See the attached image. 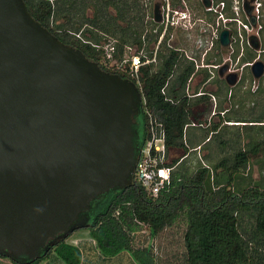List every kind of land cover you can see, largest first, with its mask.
<instances>
[{
    "label": "water",
    "instance_id": "1",
    "mask_svg": "<svg viewBox=\"0 0 264 264\" xmlns=\"http://www.w3.org/2000/svg\"><path fill=\"white\" fill-rule=\"evenodd\" d=\"M254 1L245 0L244 11L255 27ZM154 18L162 22L158 5ZM248 41L260 51L257 37ZM230 42L223 30L221 45ZM251 68L255 78L264 75L261 60ZM227 70L219 75L235 87L239 75ZM141 106L134 82L64 44L24 0H0L1 256L39 259L90 225L100 194L133 184L140 148L132 127Z\"/></svg>",
    "mask_w": 264,
    "mask_h": 264
},
{
    "label": "trees",
    "instance_id": "2",
    "mask_svg": "<svg viewBox=\"0 0 264 264\" xmlns=\"http://www.w3.org/2000/svg\"><path fill=\"white\" fill-rule=\"evenodd\" d=\"M235 1L215 0V3L225 2L227 15L231 16ZM24 2L32 17L64 44L82 51L103 70L136 82L126 72L103 66L100 60L104 57V51L93 45H104L103 34L116 37L118 40L113 56L118 62L123 59L126 46L141 48L145 16L140 8V0ZM176 2L178 0H172V6L176 7ZM242 19L246 21L244 15ZM233 25L235 24H230V30ZM82 30L89 41H82L75 36ZM161 31L162 29L160 33ZM160 33L154 37L155 43ZM167 40L168 36L162 44L164 48L158 51L160 64L157 70L153 65L141 69L146 103L142 104L136 119L139 137L135 139V145L142 148L150 138V113L165 127L169 158L165 164L173 168L171 187L157 198H151L134 180L131 186L100 194L91 202V210L88 212L91 217L90 225L84 229L88 230L97 249L105 258L127 251L138 264H159L152 249L136 247L135 233L145 226L150 235L156 237L182 222L185 226V253L176 264H264V186L240 184L251 160L264 152V140L256 144L250 143L251 147L247 145V149L240 144L237 147V140L227 137V127L219 131L218 135V126L214 124L203 134L202 139L191 137L189 130L195 122L192 120H199L211 109L210 96L207 91H202L201 95L193 94L192 97L185 94L195 67L178 60L179 53L166 48ZM239 51L240 48L234 60L240 57L242 64L254 62L257 58V53L249 47L245 56H239ZM147 52L149 56H153V49H147ZM210 59L211 56L208 57V62ZM173 73L175 77L172 79ZM209 77L210 74L205 71L203 79L206 81ZM220 85L221 91L227 94L233 91L223 80ZM263 119H239L235 121L238 125L231 126H240V123L247 126L250 122L251 126L262 124L260 126L264 127ZM224 122L232 123V120ZM210 132L215 133V138L221 137L223 144H217L218 147L223 150L227 147L233 149L222 157H219L218 150L206 155V163L196 158L197 165L185 168V161L202 146ZM211 142L212 138H209V142L202 149H210ZM172 154L175 155L174 158L170 157ZM117 212L119 215H116ZM53 256L64 264L82 263L81 251L67 243V239L60 241L32 262L1 257L11 260L13 264H44Z\"/></svg>",
    "mask_w": 264,
    "mask_h": 264
},
{
    "label": "rangeland",
    "instance_id": "3",
    "mask_svg": "<svg viewBox=\"0 0 264 264\" xmlns=\"http://www.w3.org/2000/svg\"><path fill=\"white\" fill-rule=\"evenodd\" d=\"M157 1L158 0H140L139 2L140 8L141 10H143V14L145 16L144 17L145 29L143 33V35H146L145 43L143 44V47L140 49H138L136 46H130L132 50L129 51L128 53L129 56H131V53H135V54L140 53L142 49L144 50V54H146L147 56H149V54L147 53V49L151 50L154 48V52L156 51L158 43L155 44L153 39L154 37H157L161 29H162L160 33L161 36L165 31L164 25H160L159 27L153 26L154 24L151 18L152 9H153L152 7ZM159 1L162 4H164L163 7H166L169 2L171 5V8H173L174 10L180 13V15H177L180 18L179 20L180 25L183 23H187L185 22L187 21V19H183L181 17V15L184 12L189 14V19L192 22L194 20L198 22V20L201 19L205 21L206 23L215 24L218 18V14L217 15L214 13L210 14L205 11V8H203L201 0H178V2H176L177 3L176 7L172 6L173 4L172 0H159ZM262 1L264 4V0ZM147 16H149L150 18H148ZM260 24L262 26L261 31L258 32L259 27L256 26L251 34L254 36L258 32L260 39H261L260 40V43H261L260 51H254L255 53H257V58L255 59V61L261 60L264 63V50H263L264 48V17L260 20ZM197 27L198 26L195 25V27H193L194 29L189 30L190 33H188L186 31H183L184 29L170 30V26H169V28L166 31L167 33L166 32L165 33H166V36H168V39H169V33H171L170 38H171V41L176 43L175 46H178L180 48H185L186 54L188 56H193L195 52H198L195 46V42L198 38L197 35H199V33L197 32L198 30L196 29ZM154 30H158V33H155ZM233 30H234V36L236 38V43L234 44L233 49L231 48L228 50L218 49L219 45H218L217 40L215 39L214 47L212 51L210 52L211 54L210 63L212 64H217L218 62L222 63L225 59L232 58V61H233L232 69H234L240 75L239 83L235 87H229L233 89L232 92H229L227 94L223 90L222 91L219 90L220 93L216 94L217 95L216 104H220V102L222 101V106L224 108H227L229 111L226 114L222 113L223 115H220L217 105L215 107V104H214L213 109L205 113L204 115H202L199 118V120H192V121H195L194 122L195 127L192 126L190 128V131L198 132V130H200L201 132H199L198 134L196 133L195 135L196 137L194 136V138H201L204 133L210 130L212 124L216 123L220 132L223 130V128L227 127L226 128L227 137L233 141L237 140L236 142L237 147L239 146L238 144H240L243 148L247 149L246 148L247 145L251 147L250 143L256 144L264 140V127L260 126L262 124H259V126H251L252 124L248 122L247 126H244L246 125L244 123H240L239 124L240 126H231V125H238V124L235 121H232V123L231 122L226 123L223 121L227 119L228 115L232 116L234 120L242 119L246 121H252L254 118L255 119L259 117L264 118V75L261 78H255L253 76V73L248 67H241L243 64L238 62L237 61L238 59L234 60V56L238 53L237 48H240L239 56H241V51L243 52L242 56H245L247 47L249 46L248 45L246 46L247 44L246 39L248 38L247 31L240 29L238 23H235V25H233ZM240 35L242 36V38L240 37ZM75 36H77V38H79L82 41L83 40L89 41L84 36L83 30L75 34ZM109 40L117 41L118 39H116V37L112 35L103 34L102 43H104L105 45ZM210 40L211 39H209V41ZM173 42H171V44H173ZM163 48L164 47L162 46L160 47V49H163ZM166 48H168V40L166 43ZM220 59L222 61H220ZM100 63L103 65V57L100 60ZM204 73L205 71H201V74H198L192 79V81L190 82V87H191L190 90L185 92V94L188 97H192L193 94L198 95L197 93L200 91H208V92L213 91L214 92L215 85L217 87H220L222 85V84L220 85L221 81L219 80L217 73L215 74L216 78H213L207 84H205V80L203 79ZM217 82H219V84ZM221 96L226 97L225 100H223ZM125 121L127 122L126 119ZM262 121H264V119ZM203 126L204 127L208 126V128H206L207 130L204 131ZM134 128L135 130H137V121H136V124H134ZM219 131H218V135L220 134ZM213 134L215 133L210 132L208 135V138H212V142H211L212 144L209 147L210 149H208L206 152H202L201 154H199V152L197 151L192 153V155L185 161V168H191V167L193 168V166L197 165V160H200L202 163H206V161H204L203 156L205 155L209 156L210 154L214 153L217 150L219 152L218 154L220 155L219 157H222L224 156V153L226 154L229 150L233 149V147H227V149L223 150L220 147H218L217 144H220V145L223 144L221 143V137L215 138L216 135H213ZM258 156L259 157L251 160V163L248 166L249 168L245 176H243V179L240 182L241 185L264 186V152L260 153ZM170 157L174 158L175 155L172 154ZM167 161H169V158H167L166 156V162ZM181 218H183V216ZM81 230H84L86 234L85 237L89 238L87 235L88 230H85V229H81ZM184 231H185L184 223L179 222L174 227L166 229L164 232H162L158 236L152 237L150 235V231L148 230V228L145 226H142V230L140 232L135 233L134 235L136 247H146V248L152 249L154 256L156 258V261L159 264H176L177 262H179V260L182 259L183 254L185 253V247L183 243ZM89 242L92 244V248L90 249L91 257L88 259L85 258L83 264H110V262H108V258H104L99 252V250L97 249V247H95L96 245H94L93 240ZM125 254H126L125 256L130 260L129 263L135 264L134 263L135 260L132 254L129 252ZM48 263L49 264H63L62 261L57 259L55 256H53Z\"/></svg>",
    "mask_w": 264,
    "mask_h": 264
},
{
    "label": "built area",
    "instance_id": "4",
    "mask_svg": "<svg viewBox=\"0 0 264 264\" xmlns=\"http://www.w3.org/2000/svg\"><path fill=\"white\" fill-rule=\"evenodd\" d=\"M209 1L211 2V5L208 8L205 7V11L210 14H218V18L215 24L206 23L203 20H198V22H192L189 19V14H187L186 12L181 15L183 19H187V21H185L187 23H183V25L181 24L186 30L194 29L193 27H195L197 23L202 24L199 36L195 42L196 50L198 52H195L193 56H190V59L191 61L196 63V72L201 69L207 71L210 74L209 80L207 82H209L215 77L214 71L220 69L225 63L229 62L231 69L233 68L231 58H227L222 63L218 62L217 64H212L208 62V57H210L208 55L214 47V40L216 39L217 42L219 41L221 32L223 30H229L230 24L238 23L240 29L247 31L249 38L250 36H253L251 33L256 26L259 27L258 32L261 31L262 26L260 24V20L264 17V4L262 0H255L251 4L253 7L252 14L257 21L255 27L251 24L248 16L246 15V12L244 11L245 0H236L234 2V5L232 7L233 15L231 16H228L226 13L227 6L225 2H220L216 4L215 0ZM162 15L163 18L161 25L165 26V30L169 26L180 25V18L177 16L180 15V13L171 8L169 2L166 7L162 8ZM242 15L246 17V21L241 18ZM258 32L254 36L257 37L260 41L261 39ZM240 37L242 38L241 35ZM248 38L246 39V46L248 45L250 47ZM209 39L211 40L209 41ZM116 43L117 41L115 40H109L105 45L93 46L97 49H103V66L116 71L126 72L132 79L136 80V82L134 83L136 84L137 88L139 89L142 95V104H145L146 102L144 98L143 84L141 82V69L151 64L152 60L143 59L141 54H135L131 52V56H129L128 53L132 50V48L129 47L128 52L125 53L123 59L118 62L114 59L113 56L116 50ZM235 43L236 38L233 37L229 45L231 49H233V45ZM242 54L243 52L241 51V55ZM195 56H200V61H196L197 58ZM237 61L240 62V57ZM254 62L246 63L242 67L252 66ZM165 89L166 88L163 89V93H165ZM201 94H203L202 91L198 93V95ZM149 117L150 138L146 141L145 145L140 148L133 179L144 189L148 197L157 198L162 192H167L170 189L172 183L173 168L165 164L167 156L165 142V127L161 122L154 119L150 115V113ZM192 126H195V123L192 124ZM116 215H119V212H117ZM93 242L96 245L94 240Z\"/></svg>",
    "mask_w": 264,
    "mask_h": 264
},
{
    "label": "crops",
    "instance_id": "5",
    "mask_svg": "<svg viewBox=\"0 0 264 264\" xmlns=\"http://www.w3.org/2000/svg\"><path fill=\"white\" fill-rule=\"evenodd\" d=\"M229 32H230V40L232 41V38L233 37H235L234 36V30L233 29H229ZM251 37V36H250ZM248 40H249V38H248ZM231 43V42H230ZM218 45H220V47H218V49H220V50H228V49H230V44L227 46V47H224V46H222L221 45V43H220V39H219V41H218ZM234 46V45H233ZM237 48V47H236ZM249 48H251L252 50H254L252 47H249ZM237 50H238V48H237ZM236 50V51H237ZM234 51V50H233ZM255 51V50H254ZM240 54V53H239ZM211 54L209 53V55L208 56H210ZM242 56V55H241ZM198 74H201V72H199V73H197V75ZM209 80V79H208ZM208 80H206L205 82L207 83V81ZM188 82H190V79H189V81ZM218 83V82H217ZM226 85H227V83H225ZM228 86V85H227ZM236 86V85H235ZM228 87H230V86H228ZM219 90H221V87H217L216 85H215V89H214V92L212 91V92H208V94H209V96H210V103H211V109H210V111L213 109V106H214V104H215V107H216V105H217V108L219 109V114L220 115H223L222 114V112H224L225 111V113L224 114H226V112H228L229 110L227 109V108H224L223 106H222V101L220 102V104H221V106H218V105H220V104H216V94H219L220 93V91ZM217 91H219V92H217ZM212 97H213V99H212ZM221 98L223 99V100H225V98L226 97H222L221 96ZM214 101V102H213ZM227 118H229V119H225L224 121H226V120H232V121H237V120H234L233 118H232V116H227ZM239 120V119H238ZM223 121V122H224ZM227 123H229V122H227ZM192 124H194V123H192ZM214 125H217L216 123H214ZM209 126V125H208ZM208 126L207 127H204V131L206 130V128H208ZM202 127V126H201ZM190 131V130H189ZM217 131H219V129H217ZM199 132H201L200 130H198V132H195V131H190V135H191V137L192 138H194V136L196 135V133L198 134ZM205 134V133H204ZM196 137V136H195ZM209 142V138L208 139H206V141L204 142V143H202V146H200L196 151L197 152H199V154H201L202 152H206L208 149H202L203 147H205L206 146V144ZM206 156V155H205ZM205 156H203V157H205ZM201 158V157H200ZM88 234V237L89 238H87V237H85V232H84V230H79V231H76V232H74L68 239H67V243H69V244H72V245H74V246H76L77 248H79V250L81 251V254H82V263L81 264H83V262H84V260H85V258H90L91 256V251H90V249L92 248V244L89 242V241H92L93 239L90 237V234H89V232H87ZM94 243V242H93ZM95 245V244H94ZM96 247V246H95ZM125 253H127V251H123V252H121V253H119L118 255H116V256H114V257H112V258H108V262H110V264H127V262H128V264H130L129 262H130V260L125 256L126 254ZM105 258V257H104ZM46 263H48V262H45L44 264H46ZM63 263V262H62ZM135 264L137 263L136 261L134 262ZM0 264H13L12 263V261L11 260H9V259H6V258H4V257H1L0 256ZM64 264V263H63Z\"/></svg>",
    "mask_w": 264,
    "mask_h": 264
},
{
    "label": "flooded vegetation",
    "instance_id": "6",
    "mask_svg": "<svg viewBox=\"0 0 264 264\" xmlns=\"http://www.w3.org/2000/svg\"><path fill=\"white\" fill-rule=\"evenodd\" d=\"M201 2H202V5H203V8H205V5H204V0H201ZM156 5H158L159 6V9H160V13H161V16H162V18H163V15H162V7L164 6V4H162L159 0L157 1V2H155V4L153 5V9H152V15H151V18H152V21H153V24L154 25H156L157 27H159L160 25H161V23H157L156 21H155V18H154V11H155V7H156ZM178 12V11H177ZM148 18H150L149 16H147ZM201 20V19H200ZM194 22H196L195 20H194ZM183 25V24H182ZM182 25H177V26H170V30H177V29H184L183 31H186V32H188V33H190L189 32V30H186ZM197 32L199 33L200 32V30H201V28H202V24L201 23H199V24H197ZM169 28V27H168ZM167 28V29H168ZM167 29L164 31V33L162 34V36L160 35L158 38V40H157V42L156 43H158V45H157V49H156V51L154 52V48H153V56H147L146 54H144V50L142 49L141 50V52L140 53H138V54H141V56H142V58L143 59H149V60H152V63L151 64H149V65H153L154 66V69H156L157 70V68H158V66H159V64H160V59H159V56H157V54H158V51H159V49H160V47L162 46V44L164 43V40H165V37H166V31H167ZM155 31V33H158V30H154ZM166 32V33H165ZM159 34V33H158ZM171 33H169V39H168V48L169 49H172V50H174V51H176V52H178L179 53V55L180 56H178V60H180L181 62L183 61L184 63H188V64H191V65H193L194 67H195V70H194V73L192 74V76H191V78H190V81H192V79L195 77V76H197V73H199V72H201V71H205V70H201V69H199L198 70V72H196V63L195 62H193V61H191V59H190V56H188L187 54H186V49L185 48H180V47H178V46H175L176 45V43H174L173 41H171V38H170V35ZM197 36H199V35H197ZM145 37H146V35H142V42H143V44L145 43ZM171 42H173V44H171ZM155 43V44H156ZM143 44H142V47H143ZM130 46H126V48H125V53H127L128 52V48H129ZM141 47V48H142ZM138 48V47H137ZM138 49H140V48H138ZM148 53V52H147ZM197 59H196V61H200V59H201V57L200 56H195ZM232 59V58H231ZM209 62H210V60H209ZM233 62V61H232ZM229 62H227V63H225L224 65H227L228 66V70H227V72H226V74H229V73H236V74H238L234 69H231V66L228 64ZM223 65V66H224ZM237 65H239V64H237ZM244 65V64H243ZM242 65V66H243ZM241 66V67H242ZM252 66H249L248 68L251 70V72H252V68H251ZM219 70L220 69H218V70H216V71H214L215 73H214V75L217 73L218 74V78H219V80L220 81H224L225 82V80H224V77H220V75H219ZM231 70V71H230ZM239 75V74H238ZM175 77V74L173 73L172 74V76H171V78L173 79ZM214 78H216V75H215V77ZM239 80H240V75H239ZM208 83V82H207ZM206 82H205V84H207ZM226 83V82H225ZM238 83H239V81H238ZM237 83V84H238ZM190 83L188 82L187 83V86H186V89H185V92H187L188 90H190ZM138 118V116L135 118V120H134V124H136V119ZM137 124H138V122H137ZM132 131H133V133H134V143H135V139H138V137H139V133H138V130H135V128H134V125H133V127H132ZM93 202V201H92ZM87 215L89 216V218H90V221H91V217H90V213H87Z\"/></svg>",
    "mask_w": 264,
    "mask_h": 264
}]
</instances>
